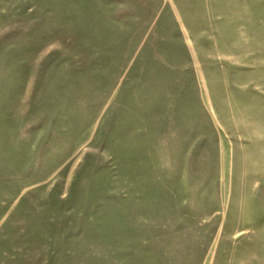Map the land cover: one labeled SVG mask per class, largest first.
Listing matches in <instances>:
<instances>
[{
	"label": "rangeland",
	"instance_id": "obj_1",
	"mask_svg": "<svg viewBox=\"0 0 264 264\" xmlns=\"http://www.w3.org/2000/svg\"><path fill=\"white\" fill-rule=\"evenodd\" d=\"M0 264H264V0H0Z\"/></svg>",
	"mask_w": 264,
	"mask_h": 264
}]
</instances>
